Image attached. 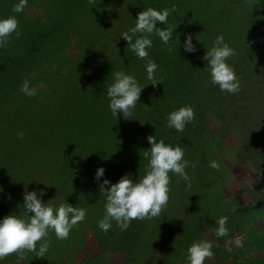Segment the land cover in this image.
Masks as SVG:
<instances>
[{"label":"rangeland","instance_id":"rangeland-1","mask_svg":"<svg viewBox=\"0 0 264 264\" xmlns=\"http://www.w3.org/2000/svg\"><path fill=\"white\" fill-rule=\"evenodd\" d=\"M17 2L3 0L9 10L2 7L0 16H16L20 34L26 27V40L21 43V35L14 34L15 40L0 48V62L5 57L11 59L12 52L35 41L41 46L33 67L45 73L33 79L34 84L52 83L49 73L62 68L64 63L76 65L79 59L98 65L108 60L122 64L132 59V68L125 73L133 75L141 87L145 86L140 100L150 106L163 100L169 113L184 106L193 108L195 119L184 131L171 129L168 135L175 146L183 149L184 159L195 167L185 170L191 178L190 186L183 178L169 173V200L158 217L133 220L124 231L113 221L111 229L103 232L97 225L104 216V194L92 209L83 205L89 203L87 198L70 197L51 167L48 170L49 167L23 157L7 159L6 153L12 149L4 139L8 129L2 128L0 218L9 214L23 217V193L36 189L44 191L43 203L56 207L68 203L86 209L87 215L73 227L67 239L58 240L49 232L44 257L24 250L10 254L0 264H189L188 248L193 242L211 244L213 255L206 257L204 264H264V2L28 0L23 12L14 13L12 6ZM149 7L157 10L175 7L176 11L168 17L169 26H177V18L182 19L183 31L192 37L196 47L194 53L182 50L176 55L183 60L181 68L176 66L175 53L179 50L175 45L170 48L153 34V46L148 52L149 59L158 65L155 77L160 83L155 86L146 78L147 60L137 58L120 38L134 26L137 14ZM122 15L130 17L128 25L125 19L120 22ZM157 27L163 29L166 25L158 23ZM178 31L176 27L173 34ZM221 34L235 49V55L228 60L240 82V90L235 94L221 92L210 83L207 61L203 59L212 41ZM108 36H113V42L108 41ZM117 46L123 52L126 49L129 55L118 54ZM100 51H103L100 58L106 51L109 53L106 62L96 59ZM30 88L36 89L35 101L47 100V87L38 84ZM9 107L0 101V116L7 114ZM142 112L148 113L149 108L144 107ZM133 130L139 131L135 126ZM138 144H134L133 150ZM211 161L218 168L210 167ZM120 162L114 161L113 175L106 174L112 176L114 183L123 176L121 170L125 168ZM143 162L142 156L128 165L127 172L133 181L143 177V169L140 170ZM221 217L227 218L224 236L216 234ZM237 239L241 247L236 246Z\"/></svg>","mask_w":264,"mask_h":264},{"label":"trees","instance_id":"trees-1","mask_svg":"<svg viewBox=\"0 0 264 264\" xmlns=\"http://www.w3.org/2000/svg\"><path fill=\"white\" fill-rule=\"evenodd\" d=\"M2 7L9 10L3 0H0L1 15ZM128 19L130 17L124 15L122 19L119 18L120 22L124 20L126 25ZM177 19L179 39L183 42L184 21ZM22 31L21 43L26 40L25 26ZM108 39L113 42V36H108ZM9 40H15L14 34ZM39 46L41 45L31 41L29 46L23 45L21 49L12 52L11 59L5 57L0 62V101L10 106L7 108L8 113L0 116V129L9 130L4 135L12 149L8 155L6 153L7 159L23 157L49 167L48 170L51 167L52 173H57L71 198L85 197L89 203L85 202L83 205L94 209L96 201L104 197L98 188L102 179L106 178L114 183L112 176L106 174H114L112 165L115 160L121 161L119 165L125 168L121 170L123 175L130 174L127 172L128 165L139 160L144 151L150 148L146 139L148 136L154 135L158 140L164 139L166 144L175 146L174 139L168 135L171 128L166 127L165 117L169 109L165 107L163 100L150 106L139 99L131 118L125 119L120 114L114 117L108 108L107 86L112 83V73L128 71L132 68L133 61L128 58L122 64L112 60L106 62V57L109 56L107 51L102 58L100 57L103 51L96 56V59L99 58L106 64H92L91 60H87V63L85 58L84 62L79 59L76 65L64 63L62 68L49 73L52 83L31 84L39 74L44 76L45 73L39 71L37 66L33 67L32 63L36 61L34 58L39 56ZM178 50L175 56L183 48L178 47ZM117 52L123 53L124 56L129 55L128 51L125 49L123 52L121 47ZM176 58V66L184 68L181 56ZM26 79L30 82L29 87L41 84L48 88L49 96L45 102L39 103L34 100V96L28 97L20 92V86ZM11 94L15 97L9 98ZM144 107L149 108L148 113L142 112ZM133 126L138 127L139 131L133 130ZM18 133H23L22 139ZM135 143L139 144L133 150ZM179 143L182 141L179 140ZM143 161L140 170L143 169L142 173L145 174L148 161L144 157ZM97 167L106 170L101 180L93 178ZM208 200L207 203L211 202ZM92 212L94 210L90 213Z\"/></svg>","mask_w":264,"mask_h":264},{"label":"clouds","instance_id":"clouds-1","mask_svg":"<svg viewBox=\"0 0 264 264\" xmlns=\"http://www.w3.org/2000/svg\"><path fill=\"white\" fill-rule=\"evenodd\" d=\"M27 2L28 0H18L13 4L12 11L14 13L23 12ZM258 2H264V0H258ZM175 11V7L162 10L149 7L142 10L137 14L134 26L120 36L127 42L130 52L139 59L147 60L146 78L152 81L153 86L160 83L155 77L158 65L154 60L149 59L148 49L153 46L151 39L153 34L170 48L175 45L177 49L182 47L187 53L196 51L190 35H185L181 42L179 33L173 34L177 26H169L168 17ZM158 23L166 27L163 29L157 27ZM13 34L17 37L20 35L16 16L0 18V48L9 42ZM234 55L235 49L230 47L221 34L216 36L212 41V46L203 56V59L207 61L206 68L210 74V83L218 86L221 92L229 94H235L240 90L239 79L233 67L228 63L229 58ZM112 77V83L107 86L106 91L108 108L114 117L120 114L125 119L131 118L145 86L141 87L133 75L123 71L112 73ZM29 83L27 79L24 80L19 90L24 95L32 97L37 93L35 88L29 87ZM165 119L167 128L183 132L185 126L195 119V114L191 106H184L168 113ZM18 136L22 139L23 133H18ZM146 139L150 148L143 153L148 163L142 178L133 181L129 174H124L115 183L105 178L98 185L100 193L106 197L104 216L97 225L103 232L111 229L113 221L121 231H124L133 220L158 217L169 200V173L183 178L190 186L191 178L185 170L189 166L195 167V164H190L184 159L183 149L166 144L164 139L158 140L154 135ZM209 166L218 168L215 161H211ZM105 171L103 167H97L93 178L101 180ZM43 196L42 189L25 191L22 205L25 215L22 217L9 214L0 218V261L12 253L24 250L36 252L38 257H44L49 247L48 241L45 240L49 232L54 233L58 240L67 239L73 227L82 222L87 215L86 209L76 208L68 203L60 204L58 207L43 203ZM226 219V217H221L217 221L216 234L218 236L227 234ZM37 242H41L39 247ZM235 243L237 247L242 246L239 239ZM212 255L211 244L208 242H193L188 248L189 264H204L205 258Z\"/></svg>","mask_w":264,"mask_h":264}]
</instances>
